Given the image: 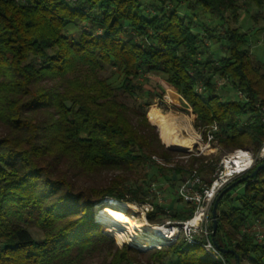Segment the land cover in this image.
Wrapping results in <instances>:
<instances>
[{"label":"trees","instance_id":"obj_1","mask_svg":"<svg viewBox=\"0 0 264 264\" xmlns=\"http://www.w3.org/2000/svg\"><path fill=\"white\" fill-rule=\"evenodd\" d=\"M240 2L0 0V264H91L95 257L133 264L136 255L150 252L119 248L94 221L93 209L103 196L142 198L140 181L159 170L162 181L166 171L184 173L156 165L146 172L153 153L172 150L147 119L149 102L130 106L119 97L150 96L142 82L155 80L150 74L161 73L178 89L198 128L219 125L216 141L223 149L260 150L264 64L251 56L250 34L226 26L224 17H239ZM196 8L217 15L224 31L209 23L195 31ZM206 39L216 56L206 50ZM218 78L225 80L220 87ZM262 162L229 182L224 188L234 185L220 198L216 241L239 257L222 252L227 264H264V243L241 231L250 220L264 219V167L245 178ZM106 171L119 174L87 183ZM183 207L174 218L188 217ZM155 250L159 262L223 264L181 237Z\"/></svg>","mask_w":264,"mask_h":264},{"label":"rangeland","instance_id":"obj_2","mask_svg":"<svg viewBox=\"0 0 264 264\" xmlns=\"http://www.w3.org/2000/svg\"><path fill=\"white\" fill-rule=\"evenodd\" d=\"M146 1L147 3H149L151 0H146ZM255 1L257 0H252L253 3L251 5H247L243 3V0H241L240 3L242 4L243 7L239 11L240 12L239 17L235 19L232 13H226L224 17L225 19L229 20L228 23H225L226 26H228V24L230 25V27L238 26L243 31H247L250 34L249 45L251 47L250 48L251 56L255 60L262 61L264 64V0H261V2H263L262 7H260L258 3H256ZM180 3L182 4V2ZM171 4L172 3H169V5ZM181 10L183 11V13L186 14L192 13L187 11L185 4L181 5ZM193 13H196V15L193 16L196 21L195 31L201 32L203 23H209V25L215 28L217 32H223L224 29L226 28V27L223 28L222 26L219 27V22H218L219 17L217 15L211 16L210 13H204L199 8H196ZM73 34H76V32ZM223 43L225 45L226 41H223ZM204 44L206 50L209 49L213 53L212 55L215 56L217 55L218 51H214L215 48L217 47L215 48L213 47L214 44L212 43L211 40L206 39ZM222 55H224V53H222ZM263 70H264V65H263ZM149 76L153 77L155 80H152V82H148V83L145 81L142 82H143L144 90H149L152 92L150 96H147L146 94L141 95V93L140 95H138V97L119 95V97L130 106H134L135 101L137 103L141 102L142 104L145 102H149V106L146 107L147 119L153 126H155L160 142L161 144L164 145V148L168 150H172L171 153L165 152L164 153L165 155L153 153L149 159L148 167L145 168L146 172L152 173L150 169L152 168L151 166L154 165L158 166L160 169L164 168V169L176 170L177 168H180L183 171H185L183 168L186 167L187 168L201 167L202 170L200 172L203 176H205L204 177L206 178L205 181L210 182V180L213 178L215 174L216 168L219 166L220 159L226 152H230V151H226L217 143V141H215L211 143V147L208 148L205 147V149L202 150L203 151L202 154L197 155L198 148L204 147L205 143H203L202 140L198 139V134H200L201 132H199L200 129L196 126L198 122L196 112H194L190 104L185 99L182 98V96L178 92V89L166 82V80L164 79L161 73H153L150 74ZM156 82L158 83V87L153 88L155 86L154 83ZM230 92L232 96L237 97V94L233 93L232 90H230ZM158 114L163 116L167 122L173 124L174 126H177L182 136L185 135L184 137L192 138L194 140L192 146L188 148H169L162 140L161 132L158 124H156L155 120H153L154 119L153 117H156ZM191 150H193L192 154L191 152H189ZM142 173H144V171ZM116 174L119 173H114L113 171H106L99 174H93L92 176L89 177L87 183L96 184V185L107 183ZM166 174L168 177L163 181L159 177V175H161L160 170L157 172V176L153 175L151 179H147V180L142 179L140 181L141 185L142 186L146 185L143 191L144 196L141 195L142 198L140 199L132 198L130 197L129 194H127L125 199H120V200L133 204L135 206V209L132 211V213L137 215L138 217L140 216L141 218H142V209L139 207L140 206L139 203L152 204L154 206V210L149 212L147 216L145 215V218H143V220H146L148 223L151 224L164 223L170 220L172 221L179 220L174 218L173 214L176 213V210H178V208H180L179 210H181L182 209L181 207L184 205H186L185 208L183 207L184 213L189 216L191 212V206L186 202H184L182 198L177 195V189L178 186L180 185L181 178L173 175L174 173L172 171L170 172L166 171ZM127 184H129V182H127ZM108 197L110 196H103L99 201L95 202L93 209H95L97 204H100L104 201H105L104 204H106L107 206L102 207L99 205L100 208L96 207L97 211L98 210L101 211V209H106V208L112 210L123 209L118 206H115L114 204L107 202L106 200L108 199ZM237 203H238L237 200H234L233 204H237ZM119 212L123 213L122 211ZM150 213H153L152 215H154L153 220L149 219ZM97 223L104 225L102 222H97ZM33 232L35 233L36 236H38L37 230H33ZM114 241L117 244L116 240ZM168 246H164L162 248H166ZM149 250L151 253L146 252L143 255H136L133 264H170L168 260H163L164 262H159L156 259V257L153 256L152 253L153 251H157V250L155 249H149ZM221 261L223 264H227V261H225L223 258H221L220 262ZM232 262L233 264H236L234 261ZM91 264H104V258L95 257L92 260Z\"/></svg>","mask_w":264,"mask_h":264},{"label":"built area","instance_id":"obj_3","mask_svg":"<svg viewBox=\"0 0 264 264\" xmlns=\"http://www.w3.org/2000/svg\"><path fill=\"white\" fill-rule=\"evenodd\" d=\"M74 3L75 0H68ZM225 83L224 79H217V86ZM201 92L202 88L199 87ZM237 98L244 99L245 94L237 92ZM264 121V113L262 115ZM201 132L198 139L205 143V146L198 148L197 155L202 154V150L211 147V143L217 139V133L220 132L219 125L214 122L208 127L199 128ZM205 133V134H204ZM212 150V149H211ZM193 152V150L189 151ZM239 160V164L237 163ZM264 160V143L257 153L249 149L236 148L226 152L220 159L219 166L210 182H206L199 168H183L185 171L181 176V182L177 189V195L184 202L191 206V212L186 219L170 220L164 223H153L160 230L148 229L146 227L137 228L134 234L130 230L125 232L126 240L119 244L109 223L98 217L97 205L94 209V219L105 225L106 233L116 240L119 247L129 245L140 250L160 249L174 243L180 237L184 239L189 246L201 247L215 261L222 258L221 251L213 241V217L212 206L218 193L235 177L251 170L256 161ZM103 203V202H102ZM100 203V204H102ZM140 205V206H139ZM142 209V218L154 210V206L149 203H139ZM140 217V216H139ZM141 218V217H140ZM243 233L251 234L259 243H264V219H252L241 228Z\"/></svg>","mask_w":264,"mask_h":264},{"label":"bare ground","instance_id":"obj_4","mask_svg":"<svg viewBox=\"0 0 264 264\" xmlns=\"http://www.w3.org/2000/svg\"><path fill=\"white\" fill-rule=\"evenodd\" d=\"M153 118V120H155V123L158 124L160 128L163 142L169 148H188L192 146L194 140L189 137H184L185 135L182 136L177 126H174L173 124L167 122L160 114ZM237 163H240L239 160H237ZM106 201L114 204L115 206L123 208L118 210L122 211L125 214L124 215L118 210H112L109 208L101 209V211L98 210L97 216L101 217L104 221L109 223V226L114 232L119 244H122L127 239L123 230H130L133 234L135 229L143 227L157 231L160 230L153 224L148 223L146 220H143L144 217L140 218L137 215L133 214L132 211L135 209V206L133 204L114 197H108ZM104 202L102 204H98L97 207H99V205L102 207L107 206L106 204H104Z\"/></svg>","mask_w":264,"mask_h":264},{"label":"water","instance_id":"obj_5","mask_svg":"<svg viewBox=\"0 0 264 264\" xmlns=\"http://www.w3.org/2000/svg\"><path fill=\"white\" fill-rule=\"evenodd\" d=\"M264 167V162H262L261 164H259L256 169L251 172L250 174H248L245 178H251L254 177L260 169H262ZM234 185V183H232L230 186H227L226 188H224L221 192L218 193V195L216 196L214 203H213V207H212V217H213V241L216 244V246L219 248V250L223 253L225 252H231L233 253L237 259H239L238 254L236 253V251L234 249H226L224 247H221L218 242L216 241V231H217V225H218V221H217V210H218V206H219V201L220 198L222 197V195L229 190L232 186ZM239 264V262H238Z\"/></svg>","mask_w":264,"mask_h":264},{"label":"crops","instance_id":"obj_6","mask_svg":"<svg viewBox=\"0 0 264 264\" xmlns=\"http://www.w3.org/2000/svg\"><path fill=\"white\" fill-rule=\"evenodd\" d=\"M254 219H256V218H254Z\"/></svg>","mask_w":264,"mask_h":264}]
</instances>
